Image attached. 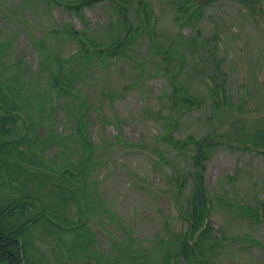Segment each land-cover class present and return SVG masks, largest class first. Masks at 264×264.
Returning a JSON list of instances; mask_svg holds the SVG:
<instances>
[{
	"label": "rangeland",
	"instance_id": "rangeland-1",
	"mask_svg": "<svg viewBox=\"0 0 264 264\" xmlns=\"http://www.w3.org/2000/svg\"><path fill=\"white\" fill-rule=\"evenodd\" d=\"M190 1L0 0L29 264H264V0Z\"/></svg>",
	"mask_w": 264,
	"mask_h": 264
},
{
	"label": "trees",
	"instance_id": "trees-1",
	"mask_svg": "<svg viewBox=\"0 0 264 264\" xmlns=\"http://www.w3.org/2000/svg\"><path fill=\"white\" fill-rule=\"evenodd\" d=\"M53 84H56V82L53 81ZM0 89H2V86H0ZM6 103L7 102L5 101V99L2 100L0 99V164L5 159V154L7 150L8 149L10 150V148H8L10 146L8 145L10 144L16 146V144L13 142L15 140H9V138H10V133L14 130L17 124V120H16L17 116L11 110L17 109L16 108L17 106H15V104L13 103H10L8 105ZM19 141L21 140H17V142ZM64 167L66 168V170H64V172L61 174L65 178L67 185H70V187L65 188L67 198H68V194L70 193L69 196L77 200L78 198L73 183L74 181L72 182L70 178L72 172L68 171L69 168L70 170H72V168L70 165H68V163ZM80 171L82 172L84 170L81 169ZM17 174H18L16 176L17 179L16 178L12 179V182H15L17 180L22 181V178H19V176H21L20 173ZM45 175L47 176V179L50 181H53L54 179L56 180L55 177L53 178L52 172H50V174H43L44 177ZM22 176L24 181L25 174ZM55 176L59 177L58 174H56ZM57 187L58 186H56L55 188L57 189ZM31 198H33V196L27 193H21V194L19 193L18 195H14L11 197L0 198V264H29L28 263V256H29L28 230L36 220L40 221V219H45L47 225L48 224L50 226L53 225L52 228H54V230H57L56 232L60 231V234H58L59 237H61L62 232L70 233L71 231L76 230V228H73L69 225L62 227L58 222L51 223L48 217L45 218L42 211L39 214H37L35 217L30 218L27 214L28 210H31L32 206H34V203L31 200ZM195 209H196L195 215L198 216L197 219L201 218L200 217L201 209L200 206L198 205V202H196ZM77 236L78 234L74 235L71 241L69 242L66 241L64 243L65 249L67 250L66 254H68L70 251L73 252L74 254L80 251L79 249L76 248V246H78L76 243ZM187 250L188 253L190 254L193 253L191 249H187Z\"/></svg>",
	"mask_w": 264,
	"mask_h": 264
},
{
	"label": "water",
	"instance_id": "water-1",
	"mask_svg": "<svg viewBox=\"0 0 264 264\" xmlns=\"http://www.w3.org/2000/svg\"><path fill=\"white\" fill-rule=\"evenodd\" d=\"M201 1H204V0H201ZM195 194H196L197 200H198V202L200 204L201 203V198H200V191H199L198 183H196V185H195Z\"/></svg>",
	"mask_w": 264,
	"mask_h": 264
},
{
	"label": "flooded vegetation",
	"instance_id": "flooded-vegetation-1",
	"mask_svg": "<svg viewBox=\"0 0 264 264\" xmlns=\"http://www.w3.org/2000/svg\"><path fill=\"white\" fill-rule=\"evenodd\" d=\"M85 1H89V2H91L92 0H85Z\"/></svg>",
	"mask_w": 264,
	"mask_h": 264
}]
</instances>
